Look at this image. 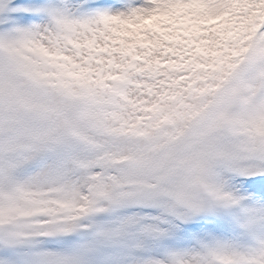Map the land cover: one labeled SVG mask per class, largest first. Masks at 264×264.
Segmentation results:
<instances>
[{
    "label": "snow or ice",
    "instance_id": "1",
    "mask_svg": "<svg viewBox=\"0 0 264 264\" xmlns=\"http://www.w3.org/2000/svg\"><path fill=\"white\" fill-rule=\"evenodd\" d=\"M0 264H264V0H0Z\"/></svg>",
    "mask_w": 264,
    "mask_h": 264
}]
</instances>
